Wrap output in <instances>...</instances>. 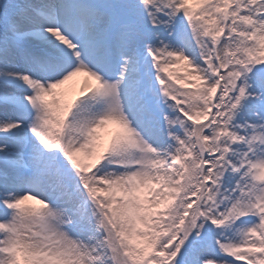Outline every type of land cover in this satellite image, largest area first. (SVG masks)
Here are the masks:
<instances>
[{"label": "snow or ice", "instance_id": "snow-or-ice-1", "mask_svg": "<svg viewBox=\"0 0 264 264\" xmlns=\"http://www.w3.org/2000/svg\"><path fill=\"white\" fill-rule=\"evenodd\" d=\"M0 264H264V0H0Z\"/></svg>", "mask_w": 264, "mask_h": 264}, {"label": "rangeland", "instance_id": "rangeland-1", "mask_svg": "<svg viewBox=\"0 0 264 264\" xmlns=\"http://www.w3.org/2000/svg\"><path fill=\"white\" fill-rule=\"evenodd\" d=\"M181 71H182V69H181Z\"/></svg>", "mask_w": 264, "mask_h": 264}]
</instances>
